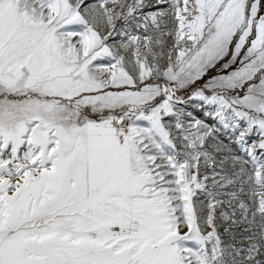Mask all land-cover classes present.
I'll return each mask as SVG.
<instances>
[{"label": "snow or ice", "instance_id": "6c2138e0", "mask_svg": "<svg viewBox=\"0 0 264 264\" xmlns=\"http://www.w3.org/2000/svg\"><path fill=\"white\" fill-rule=\"evenodd\" d=\"M0 264H264V0H0Z\"/></svg>", "mask_w": 264, "mask_h": 264}, {"label": "rangeland", "instance_id": "374dc122", "mask_svg": "<svg viewBox=\"0 0 264 264\" xmlns=\"http://www.w3.org/2000/svg\"><path fill=\"white\" fill-rule=\"evenodd\" d=\"M226 142H227V140H226Z\"/></svg>", "mask_w": 264, "mask_h": 264}]
</instances>
